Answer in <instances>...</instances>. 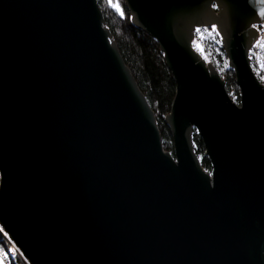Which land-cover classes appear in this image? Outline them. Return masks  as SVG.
Listing matches in <instances>:
<instances>
[{"label":"water","instance_id":"water-1","mask_svg":"<svg viewBox=\"0 0 264 264\" xmlns=\"http://www.w3.org/2000/svg\"><path fill=\"white\" fill-rule=\"evenodd\" d=\"M124 5L175 82L173 152L97 0H0V227L28 264H264V86L247 57L264 3ZM212 27L239 104L192 46Z\"/></svg>","mask_w":264,"mask_h":264},{"label":"trees","instance_id":"trees-1","mask_svg":"<svg viewBox=\"0 0 264 264\" xmlns=\"http://www.w3.org/2000/svg\"><path fill=\"white\" fill-rule=\"evenodd\" d=\"M97 2L124 63L155 114L164 150L173 152L172 135L164 119L169 114L175 97V82L158 44L131 23V16L124 5V0H112L111 3L109 0ZM220 76L227 93L235 95L236 104H239V88L234 71L224 67ZM193 145L201 166L210 171L211 165L205 155L203 141L196 131L193 134Z\"/></svg>","mask_w":264,"mask_h":264},{"label":"built area","instance_id":"built-area-1","mask_svg":"<svg viewBox=\"0 0 264 264\" xmlns=\"http://www.w3.org/2000/svg\"><path fill=\"white\" fill-rule=\"evenodd\" d=\"M256 38L248 51L249 65L253 75L258 82L264 86V25H254ZM192 46L200 57L214 66L220 74L224 67H228V59L222 48L221 37L216 28L208 30L196 29ZM230 99L236 103V96L228 94ZM0 233L7 238L6 234L0 227ZM10 248L3 245L0 238V258L5 264H28L20 250L12 243Z\"/></svg>","mask_w":264,"mask_h":264},{"label":"rangeland","instance_id":"rangeland-1","mask_svg":"<svg viewBox=\"0 0 264 264\" xmlns=\"http://www.w3.org/2000/svg\"><path fill=\"white\" fill-rule=\"evenodd\" d=\"M0 238H2L4 247L10 248V243H9L8 239L6 237H4L1 233H0ZM0 264H4V261H1Z\"/></svg>","mask_w":264,"mask_h":264},{"label":"snow or ice","instance_id":"snow-or-ice-1","mask_svg":"<svg viewBox=\"0 0 264 264\" xmlns=\"http://www.w3.org/2000/svg\"><path fill=\"white\" fill-rule=\"evenodd\" d=\"M112 2V0H109V3H111ZM261 3H264V0H261ZM262 11H264V10H262Z\"/></svg>","mask_w":264,"mask_h":264},{"label":"crops","instance_id":"crops-1","mask_svg":"<svg viewBox=\"0 0 264 264\" xmlns=\"http://www.w3.org/2000/svg\"><path fill=\"white\" fill-rule=\"evenodd\" d=\"M1 259V258H0ZM3 261L2 259L0 260V262ZM5 264V263H4Z\"/></svg>","mask_w":264,"mask_h":264},{"label":"bare ground","instance_id":"bare-ground-1","mask_svg":"<svg viewBox=\"0 0 264 264\" xmlns=\"http://www.w3.org/2000/svg\"><path fill=\"white\" fill-rule=\"evenodd\" d=\"M210 64V63H209Z\"/></svg>","mask_w":264,"mask_h":264}]
</instances>
